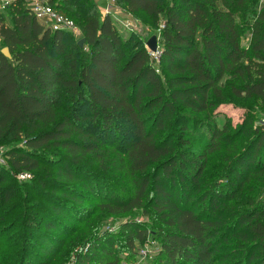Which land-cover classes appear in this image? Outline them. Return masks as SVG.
<instances>
[{
	"label": "trees",
	"instance_id": "trees-1",
	"mask_svg": "<svg viewBox=\"0 0 264 264\" xmlns=\"http://www.w3.org/2000/svg\"><path fill=\"white\" fill-rule=\"evenodd\" d=\"M56 1L60 8H55ZM255 1L116 0L129 15L142 14L153 23L160 22L154 60L142 45L135 44L132 52L125 53V38L110 14H99L93 0L46 1L54 12L74 20L83 40L80 48L79 40L72 44L69 33L50 32L24 8L22 0H13L0 10H14L9 26L0 14V50L7 48L10 54L7 60L0 53V142L21 140L25 149L6 153L11 170L38 178L34 173L43 163L40 153L59 149L55 171L49 176L53 187L47 204L58 221L60 215L86 222L79 203L91 195L109 215L141 210L144 217L154 218L162 264L220 263L228 257L219 248L230 237L236 238L243 255L232 264L258 262L264 257V199L246 202L243 210H233L228 203L235 200L230 189L240 192L250 167L264 173V131L254 126L264 110L261 117L244 121L257 136L231 159L233 178H225L206 194L191 199L185 187L197 185L206 157L221 148L224 131L209 126L202 152L182 154L173 146L183 147L187 141L185 127L197 123L191 114H205L220 98L224 77L230 80L227 88L232 96L264 107V7L255 10ZM240 14H247L251 22L247 18L238 26ZM242 29L249 36L246 47L240 45ZM58 58L65 62V76ZM58 87L64 101L61 106ZM167 127L177 129L178 135L158 139L156 135ZM121 129H127L128 136L120 139L110 156L103 143ZM259 147L261 154L252 162ZM91 167L126 177L125 200L109 195ZM175 181L185 186L176 191ZM38 184L45 187L43 182ZM14 195V188L2 187L1 206ZM35 211H42L41 206ZM2 216L0 212V242L5 244L11 238L1 237L11 223L4 226ZM138 226L134 222L121 225L131 250L135 241L142 243L150 233ZM97 244L87 240L79 247L78 252L84 247L85 253L77 261L85 264L96 258L97 264H104L111 248Z\"/></svg>",
	"mask_w": 264,
	"mask_h": 264
},
{
	"label": "rangeland",
	"instance_id": "rangeland-1",
	"mask_svg": "<svg viewBox=\"0 0 264 264\" xmlns=\"http://www.w3.org/2000/svg\"><path fill=\"white\" fill-rule=\"evenodd\" d=\"M168 1L163 0L164 3ZM28 2L29 0H22V5L26 9L28 8ZM93 2L99 14H110L115 29L127 42L125 53L132 52L135 44L138 46L142 45L147 50L145 43L151 37H155L158 42L160 22L153 23L142 14L129 15L121 9L122 7L116 0L115 4L108 8L103 4L102 0H93ZM255 2V10L264 7V0H256ZM54 6L57 9L62 5L56 1ZM13 11L10 8L3 12L0 11L5 24L8 26L11 23L10 19ZM247 18L251 22L247 14L243 16L241 14L237 15L236 24L241 26ZM246 33L242 29V40L240 42L242 47H246L249 39ZM69 36H71L70 43L72 44L81 37L80 34H70ZM69 46L68 48H70ZM85 50V48L82 49V54ZM150 55L156 60V54L150 53ZM58 61L62 75L65 76V62L61 58H58ZM229 82L230 80L226 77L221 80V96L214 101V106L208 109L205 114H191L197 123L194 126L188 124L185 127L187 133L184 138H187V141L182 142L183 147L181 144L173 145L174 148L182 151V154L202 152V144L207 139L206 131L209 126L219 131H224L220 137L221 148L206 157L204 170L197 185L191 187L187 184L185 187L187 191L191 192V199L215 187L216 184L224 182L225 178H233L229 171L231 159L247 145L249 140H253L257 136V133L253 134L250 125L245 124L244 121L249 116H254V118L261 117L264 107L258 101L232 96L227 88ZM58 88L60 97H62L59 101V106H61L64 101L62 100L61 88ZM172 133L174 134L173 136H176L178 135V130L174 127H167L165 130L160 131L156 137L158 139L165 136L170 137ZM127 136V129H121L116 135H111L110 141L103 143L110 156L117 150L120 139ZM262 144H264V141ZM11 149L24 150L25 148L22 146L21 140L16 142L7 139L4 142H0V177L3 180L0 183V189L5 186L9 189L14 188L17 191V195H14L6 204L1 206L0 203V212L3 214L2 224L6 226L11 223L9 232L4 231L1 239L5 240L10 237L12 243H15V245L8 247L11 241L5 244L0 242V264H81L77 261V257L79 254L85 253V248L82 247L83 249L79 253V247L89 239L98 242L97 246L99 247L107 244L111 248L109 251L111 256L104 260V264H162L163 257L159 255V244L154 236L158 225L154 218H151V216L144 217V211L141 210H135L124 215H109L106 211L100 209V202L89 195L87 198H81L82 203H79V208L85 209L86 219L88 218L86 222H84L85 219L83 218L70 220L59 215L57 218H59L60 222L52 216L47 204L51 201L48 191L53 187L52 178H49V176L51 177L55 171L54 162L61 150L52 149L51 151L40 153L43 163L38 166L34 173L38 178L20 180L16 178V173L11 170L9 161L5 156ZM260 154L259 147L253 153L252 162H255ZM90 169L100 177V184L104 186L109 195L118 200H125L129 191L126 177H123L121 173L112 171L100 173L95 167ZM256 172L253 167L248 169V180L243 183L240 192L236 193V189L233 187V189H230L234 190L235 200L228 203V205H233V210L246 209V202H250V200L255 204L264 199V173ZM146 174L148 178H151L152 168L148 169ZM38 181L43 182L45 187H40ZM174 186L177 191L185 184L175 181ZM197 205H200V203H197ZM37 206H41V213L35 211ZM195 210L202 211L198 206H195ZM5 212L6 215H4ZM129 222H134L139 225V229L150 232L147 233V237L142 243H136L135 241V248L132 250L128 248L121 228V225H126ZM45 225H53L57 229L56 231L46 230L44 228ZM230 232H234L232 226L230 227ZM227 243L221 245L219 251L228 259L215 264H232V262L243 258L242 249L238 247L239 243L236 238L230 237ZM141 252H144L143 256ZM85 264H97V260L96 258L90 259ZM255 264H264V257H259V261Z\"/></svg>",
	"mask_w": 264,
	"mask_h": 264
},
{
	"label": "built area",
	"instance_id": "built-area-1",
	"mask_svg": "<svg viewBox=\"0 0 264 264\" xmlns=\"http://www.w3.org/2000/svg\"><path fill=\"white\" fill-rule=\"evenodd\" d=\"M12 2L13 0H0V10L6 9ZM102 2L107 8L115 4V0H102ZM27 7L30 14L44 27L49 29L50 32H66L72 35L80 34L78 28L71 20L64 18L60 14L54 12L49 6H47L46 1L29 0ZM254 126L264 131V117L257 120ZM16 178L24 180L27 179L28 176L25 174H19L16 175ZM141 253L143 256L144 252Z\"/></svg>",
	"mask_w": 264,
	"mask_h": 264
},
{
	"label": "water",
	"instance_id": "water-1",
	"mask_svg": "<svg viewBox=\"0 0 264 264\" xmlns=\"http://www.w3.org/2000/svg\"><path fill=\"white\" fill-rule=\"evenodd\" d=\"M83 44V40H79L77 42V46L80 48ZM145 46L149 53L155 54L157 51V41L155 37H151L148 39V41L145 43ZM1 55L6 58L7 60H10V54L7 50V48H2L0 50Z\"/></svg>",
	"mask_w": 264,
	"mask_h": 264
}]
</instances>
